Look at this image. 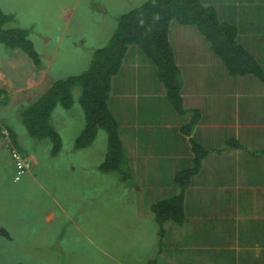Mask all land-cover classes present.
Listing matches in <instances>:
<instances>
[{"label":"rangeland","instance_id":"rangeland-1","mask_svg":"<svg viewBox=\"0 0 264 264\" xmlns=\"http://www.w3.org/2000/svg\"><path fill=\"white\" fill-rule=\"evenodd\" d=\"M147 1L0 0V9L14 19L10 26L27 31L41 59V64L36 66L21 51L0 44V72L6 77L16 74L15 79L18 75L23 79L31 73L34 80L45 73L44 81L35 90L41 96L55 81L83 74L94 52L114 35L119 17ZM216 1L220 12L232 17L230 24L240 26L244 32L243 48L250 53L257 51V60L264 65V0ZM172 22L171 39L179 59L187 61L194 49H200L195 59L200 67L186 65L182 68L181 76L192 82V89L203 91L215 85L219 92L240 86L252 99L258 94L264 95V83L252 76H244L240 84L230 81L209 42L195 27ZM178 28H182V32ZM189 45L191 50L184 58L180 50ZM11 55H20L23 60L14 70L9 63ZM194 72H201V75ZM51 77L55 78L54 82L48 84ZM3 89L0 83V91H5ZM21 93L11 90L7 93L9 104L3 106L0 102V140L5 139L1 125H8L17 136L21 154L41 168L27 171L16 181L8 156L0 159V226L11 235L9 240L0 236V264H205L207 257L218 255L226 258V264H237L239 254L234 251L235 244L238 241L253 244L256 207L242 196L225 204H218L212 198L209 201L201 199L202 190L198 186L203 164L201 172L193 175L186 189L185 216L190 213L193 217H201L200 221L192 222L207 234L211 226L219 223L218 217L249 215L245 219L249 227L245 237L238 240L231 231L226 239L221 237L225 239L223 244L209 239L204 242L203 238L196 237L198 231L188 228L186 223L178 226L166 222L161 245L159 227L150 210L155 202L180 193L173 182L174 174L191 167L188 140L194 138L196 131L194 139L205 148L216 143L218 134L228 143L233 140L231 132L226 134L219 130L213 134L210 116L216 112L217 117L230 118L232 112L242 106V94L228 98L226 108L221 106L223 99L213 100L207 106V113L200 112L199 123L192 134L185 136L182 128L189 122L191 113L185 117L178 115L168 101L164 83L157 78V67L138 47L130 45L118 74L113 77L108 101L120 127L122 145L125 144L123 148L132 178L125 183L117 173L98 171L107 153L108 140L104 131L99 130L89 147L81 150L74 147L86 125L79 88L74 90V106L68 110L57 108L50 120V125L61 137L63 148L61 156L54 160L47 152L48 140L32 139L20 119V111L36 99H24ZM9 138L12 143L10 132ZM220 148L231 149L226 143ZM243 154L247 160L248 150ZM256 154L259 160L250 159L256 170L253 175L264 180V157ZM193 158L191 151V160ZM224 161L230 173L235 174L238 169L235 156L229 155ZM53 167L60 180L68 181L65 196L62 186V197H65L62 205L68 218L62 214L48 221L51 205L47 184L51 174L49 168ZM29 174L35 181L25 180ZM187 238L191 240L185 241Z\"/></svg>","mask_w":264,"mask_h":264},{"label":"trees","instance_id":"trees-1","mask_svg":"<svg viewBox=\"0 0 264 264\" xmlns=\"http://www.w3.org/2000/svg\"><path fill=\"white\" fill-rule=\"evenodd\" d=\"M13 20L11 15L0 9V44L7 49L21 51L34 65L39 66L41 59L27 31L11 27ZM173 20L181 25H192L198 30V33L209 42L211 50L220 59L229 77L239 80L238 78L244 76H252L264 83V65L239 44V30L235 25L221 21L213 7H205L202 0H148L144 5L119 17L114 35L104 47L94 52L92 61L83 74L55 81L40 97L20 111V119L29 136L38 141L48 140L51 155H58L62 148L61 137L50 125V120L57 108L68 110L74 106V90L79 88L86 125L75 141V149L89 147L95 141L99 130L104 131L108 140L107 153L98 171L103 174L117 173L121 181L129 182L132 178L129 175L127 156L119 133L120 127L109 109L108 101L113 77L118 74L130 45L138 47L157 67V78L164 83L168 101L178 115L191 113L189 122L182 128V133L190 136L199 123L200 111L185 109L183 105L181 72L168 38L169 26ZM244 100L242 98V106L246 107L247 103ZM0 102L3 106L9 104L5 91H0ZM256 117L264 118L263 115ZM9 132L15 139L13 131ZM225 143L231 149L243 147L242 142L235 138L229 143L226 140ZM13 144L19 151L18 145L15 142ZM188 144L194 154L192 165L173 178L180 193L155 202L150 207L159 227L158 235L161 237L166 222L176 223L178 226L186 222L184 211L186 189L192 182L189 181L193 175L201 172L203 160L209 154V150L199 145L194 138H190ZM253 147L257 148L253 152L255 155L258 153L264 156V133L262 139L259 138ZM201 199L205 200L203 197ZM229 232L231 231L225 233V239ZM0 236L7 240L11 238L9 231L1 226ZM210 239L221 244L225 242L217 233ZM160 243L163 245L162 240Z\"/></svg>","mask_w":264,"mask_h":264},{"label":"crops","instance_id":"crops-1","mask_svg":"<svg viewBox=\"0 0 264 264\" xmlns=\"http://www.w3.org/2000/svg\"><path fill=\"white\" fill-rule=\"evenodd\" d=\"M202 2L204 6L213 7L216 10L221 21L229 23L232 21V17L230 15H223V12H220V5L217 4L216 0H202ZM173 24L174 22L170 23L168 38L174 51L176 64L180 69L182 75V72H184V70L182 69L183 66L190 65L194 68L200 67V64L197 63V61L195 60L196 57L200 55V49L198 47V49H194L191 52L190 59L187 61L184 59H179L177 48L171 39V28ZM241 28L244 29L243 27ZM181 29L182 28H178V30L182 32ZM237 29L239 30L238 42L239 44L244 46V32L240 30V26L237 27ZM190 50L191 45H189L187 48L180 50V53L185 58L189 54ZM192 53H194L193 56ZM251 54L257 57V51ZM9 63L11 69L14 70V66L19 67L21 64H23V60L20 55H11L9 56ZM217 63L221 64L220 62ZM223 69L225 71V68ZM193 74H197L200 76L201 72H194ZM225 74L227 75L226 72ZM44 75L45 73L43 74V76ZM31 76L32 74L29 73L28 76H25L23 79H19L20 76L18 75V77L15 79L16 74H12L6 77L2 72H0V83L4 85L3 90H5L7 93L10 94L11 90H15L16 92H22V98L27 100H33V98L37 99L40 96V93L36 92L35 90H37L40 84L44 81V78L42 76L39 78V80H34ZM181 77L183 79L182 97L185 109H196L200 112L207 113V106H209L213 100L217 99H223V101H221V106L226 108V101L228 98H232L233 94H242L243 99H245L244 101L247 103L246 107L240 106L238 109L232 112V116L230 118L217 117L216 112H213V116H210L213 121L214 129H212V132L214 135H216L219 130H224L226 134L228 132H231V136L237 139L238 141L240 140L242 142L241 144L243 145V147L240 149H221L220 146L224 145L225 139H222L221 134H218L216 143L214 145L206 147L209 150V154L203 162V169L200 175L201 181L198 187H200V189L202 190V197L205 200L209 201L212 198L218 204H225L230 200H234V198L236 197L240 198L242 196L244 200H249L251 204L256 207V223L254 229L252 230L254 235V242L252 245H248L244 242L238 241L234 246V251L239 254V260L237 264H264V209H261L260 207L264 206V180H261L260 178H257L255 175H253L256 170L252 164V161L254 159L259 160V157L253 153L254 150H256L257 148L253 146H255V143L259 138L262 139V135L264 133V118L259 119L256 117L257 115H263L264 117V95L258 94L256 97H254V99H252L251 97L246 95L247 91H244L243 88L240 86L228 87L227 89L217 92V86L211 85L203 91H196L191 87L192 82L187 80V78L184 79L183 76ZM189 78L193 79V76ZM54 79V77H51L50 82H48V84L53 83ZM238 79L239 80L231 78L230 81H237L240 84L242 78ZM223 85H226V83ZM250 108H253V110H249ZM1 127L3 131H12V129L8 125H1ZM2 130L1 132H3ZM197 134L198 131L194 133L193 137L197 138ZM11 139L18 145L17 136L15 139H13V135L11 134ZM121 140L123 142L122 138ZM124 142H126V139L124 140ZM48 143L49 142H47V152L49 156L52 157L53 160L59 158L63 152V148L61 149L58 155L52 156L50 153L51 147L48 145ZM19 147L20 146L18 145V148ZM123 147H125V144H123ZM245 150H248L249 156L247 157V160H244L243 153ZM129 151L130 149L128 150L127 155L129 154ZM187 153L189 154L188 162H192L190 148L187 150ZM229 155H234L237 160L238 169L235 174L230 173L224 161L225 158ZM5 156H8V159H10L9 163L14 166L5 139H1L0 159L4 158ZM31 165V169L37 170L41 168V166L36 163H31ZM49 169L51 174H49L50 181L47 184V195L50 197L51 207L49 205L50 209H48L46 218L49 221L55 219L57 215L64 214L65 219H67L68 216L66 214L65 207L64 205H62V203L64 204L65 199V197H62V186L63 196H65L64 194L68 181L67 179L60 180L54 174L56 169L55 167ZM73 169H75V167ZM176 174L177 173H175L174 176ZM52 176L56 177L51 180ZM25 180L32 182L35 181V178L31 179L29 174V176H27ZM189 215L190 216L188 217L186 216L185 223L187 224L188 228L197 230L198 232L196 234V237L203 238L204 242L208 241V239L209 241H211L210 238L215 233H217L220 237H224L227 231H233V236L240 240L241 238L245 237L247 232L249 231V227L246 225L245 219L250 216L246 214H233L230 216L225 215L222 217H218L217 220L219 221V223H216L215 225L211 226L207 234L197 229L192 222L200 221L201 217H193L190 213ZM189 217L190 223H188ZM159 240L161 241L162 237L159 238ZM186 240L191 239L187 238L185 239V241ZM22 246L26 247L25 245ZM203 246L208 247L210 249L212 247L211 244H203ZM207 259L208 260L205 261V264H226V258L222 255L209 256L207 257Z\"/></svg>","mask_w":264,"mask_h":264},{"label":"built area","instance_id":"built-area-1","mask_svg":"<svg viewBox=\"0 0 264 264\" xmlns=\"http://www.w3.org/2000/svg\"><path fill=\"white\" fill-rule=\"evenodd\" d=\"M3 133L7 144L10 146V155L14 165V179L20 180L21 177L31 169V162L11 145L9 132L3 131Z\"/></svg>","mask_w":264,"mask_h":264},{"label":"clouds","instance_id":"clouds-1","mask_svg":"<svg viewBox=\"0 0 264 264\" xmlns=\"http://www.w3.org/2000/svg\"><path fill=\"white\" fill-rule=\"evenodd\" d=\"M206 7V6H205ZM172 22V21H171ZM233 25V24H232ZM236 26V25H235ZM237 28V27H236ZM11 145L13 146V141L11 143ZM9 146V145H8ZM9 152H10V146H9ZM11 156V155H10ZM17 181V180H16Z\"/></svg>","mask_w":264,"mask_h":264}]
</instances>
